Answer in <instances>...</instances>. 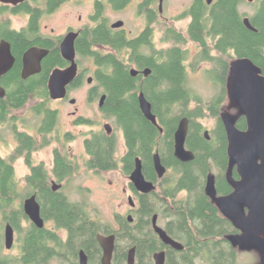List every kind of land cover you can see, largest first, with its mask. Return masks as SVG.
Instances as JSON below:
<instances>
[{
    "label": "trees",
    "instance_id": "1",
    "mask_svg": "<svg viewBox=\"0 0 264 264\" xmlns=\"http://www.w3.org/2000/svg\"><path fill=\"white\" fill-rule=\"evenodd\" d=\"M245 2L246 0H215L210 11L198 2L187 12L192 22L185 34H177L174 28L167 29L166 41H174V46L161 50V68L149 61L141 64L154 69V77L148 79V88L144 87V96L152 105V113L159 118L163 130L161 133L141 112L139 97L130 76V65L125 59L129 45L124 33H112L102 28L86 35L87 38H93L94 45H107L108 54L94 45H78L80 64L93 58L98 87L106 95L107 111L116 125L125 132L129 148L123 158L125 172L133 171L136 159L140 158L144 175L155 181V154L160 155L162 164L167 168L166 175L161 179V187L141 198L142 207L137 223L133 226L126 223L123 229L124 233H132L134 244L138 246L136 264H153V253L161 249L160 240L151 226V219L152 214L160 212L162 208L165 211L163 215L167 218L168 234L184 246L183 250L168 248L167 264H239L240 249L232 242V237L239 230L235 222L225 218L220 212L208 194L207 187L209 179L213 178L217 196H228L235 192L234 183L241 180L237 168L230 165L229 139L222 121L232 64L238 59L247 58L264 75V0H259L255 13L250 18L257 32L249 31L244 25L245 15L240 13L239 8ZM161 24L162 28L167 26L166 23ZM184 37L199 47L197 63H211L212 69L207 72L217 80L213 81L217 86V94L206 105L187 84V54L178 47ZM142 39L147 40L145 37ZM65 65L66 62L59 54L52 52L44 65L45 71L40 76L23 80L19 69L11 72L5 80L9 89L8 97L0 99V120L8 118V108L24 106L35 95L48 98V71ZM82 78L83 76L76 78L72 87H80ZM160 83V88L156 89ZM184 117L189 119L186 148L195 156L189 163H182L174 156V134L179 121ZM204 119L211 122L209 130L203 124ZM235 125L241 131L249 129L245 114L237 117ZM205 132L209 133V139ZM87 147L93 154L91 166L115 168V138L97 135L95 140L88 142ZM37 179L42 180L43 177L38 174L33 180ZM29 183H32L31 179ZM31 194L29 190L19 189L13 161L0 157V253L5 227L9 224L15 232L20 233L27 262H31L34 257L37 259L36 254L42 247L40 244L37 246L36 241L44 233L29 225L25 230L22 229V224L29 219L20 202ZM42 194L48 196L46 191H42ZM53 198L50 199L52 203H49V208L46 206V211L62 226L65 222L63 216L66 205L62 197ZM125 239L123 237V241ZM0 264L12 263L0 255Z\"/></svg>",
    "mask_w": 264,
    "mask_h": 264
},
{
    "label": "flooded vegetation",
    "instance_id": "2",
    "mask_svg": "<svg viewBox=\"0 0 264 264\" xmlns=\"http://www.w3.org/2000/svg\"><path fill=\"white\" fill-rule=\"evenodd\" d=\"M167 1H163V13H161L160 0H0V46H10L15 58L12 69L2 76L1 86L6 94L0 99L8 97L9 89L5 80L11 72L19 69L23 79L24 56L32 49L47 50L48 55L42 61L41 72L26 80L44 73V65L48 62L52 52L53 54L57 52L66 62V65L49 70L48 83L54 70L67 69L71 63L64 59L61 45L70 33H76L75 50L78 64L76 78L83 76L80 87L83 88L86 83L90 85L86 92L87 106L98 107V118L96 119L86 118L81 113L77 100L73 99L71 94L72 90L80 88L72 87L75 79L68 86L67 96L64 99L52 100L47 85L48 98L44 99L35 95L24 106L8 108V118L0 120V157L13 161L15 177L16 168L24 172L21 180L16 178L18 187L20 190L32 192L26 199L35 198L43 220V226L38 227L25 214L29 220L22 224V229L25 230V227L29 225L44 231L42 238L36 241V245L40 244L42 248L47 246L46 249H43L45 254L40 248L41 251L36 254L37 259L34 257L31 262H27L25 261L20 233L15 232L14 246L11 250L6 249L7 252L5 253L7 255L10 252H15L14 260L17 264H81L82 253L87 257V264H103L104 250L100 237H114L115 250L112 264H129V253L133 249H135L136 258L138 246L134 244L132 233H124L123 229L126 223L132 226L137 223L142 207L141 198L149 194L139 192L132 183L130 176L135 168L129 173L125 172L123 158L129 151L125 132L116 125L114 118L107 111L105 101L103 105L100 104L102 97L106 95L103 89L98 87L96 69L92 71V76H88L92 69H85L80 64L77 48L81 43L93 46L95 41L93 38H87L86 35L98 29L104 28L112 33H124L129 45L125 59L130 65L133 87L138 97L141 94L144 95V87L147 86L148 88L150 83L148 79L154 77V69L141 66V64L149 61L161 68V50L170 49L174 46V41H166L167 29L174 28L177 34L183 33L174 27L171 17H166L168 9H170ZM198 2H201L209 11L214 4L213 2V4L208 5L206 0H193L188 10ZM70 9H78L80 12L75 16L70 12ZM188 10L185 11V16H187ZM126 12L133 14L131 18L128 17L130 23L125 21L126 19L122 20L124 18H118L119 14ZM184 18L181 20H185ZM189 19L186 30L192 22V18L189 17ZM118 22H123V27L115 28L114 25ZM161 23H166L167 26L164 27L166 29H162ZM144 37L147 40L142 39ZM21 38L24 41H21ZM161 44L163 48H161ZM193 46L196 47L198 58L200 49L195 42L184 37L183 41L178 43L180 50L185 52L187 56ZM94 47L101 48L105 54L109 53L107 45L96 44ZM88 60L94 65L93 58H88ZM188 63L186 60L185 70L189 74ZM131 70H136L138 74L133 76ZM146 71H149V74H145ZM89 79H92L91 83H89ZM187 84L189 86V83ZM160 86L161 83L157 85L156 89H159ZM73 100L75 103H72ZM53 103L73 107V111L68 114L70 124H61L62 109L58 106L55 108ZM156 119L159 126L146 120L161 133V123L159 118L156 117ZM85 128H88V131L82 130ZM97 135L116 139L115 168L101 169L91 166L93 154L87 146L88 142L95 140ZM119 136H122L124 141L123 153H119L118 150L117 138ZM38 174L43 179L33 180ZM155 174L157 176L155 181L144 176L146 181L153 183L156 187L155 190H157L161 187V178H159L156 170ZM116 176L126 181L120 186L119 192L122 199H128V203H116L117 194L112 195L109 190L116 184L110 179ZM87 178L89 179L86 183ZM30 179L32 183H29ZM210 179L214 182L213 178ZM108 186L110 187L108 188ZM100 189L108 193L111 201L112 213L109 219L102 215L100 203H94L91 200V197H94L96 191ZM42 191H46L48 196L42 194ZM53 195L62 197L66 205L63 216L65 222L62 226H59L57 219L49 216L46 211L47 207L49 208V203H52L50 199H54ZM183 196L184 194L181 195V197ZM25 200L20 203H25ZM161 211L152 214L151 226L153 228V217L156 215L158 226L166 230L167 218L163 215L164 208ZM162 220L165 221L164 226L161 225ZM154 233L160 240L161 249L153 253V264H155L154 256L162 252L166 255L165 264H167L168 248H174L166 245L155 230ZM241 234L243 233L239 230L237 235L241 236ZM123 237H126L125 241H123Z\"/></svg>",
    "mask_w": 264,
    "mask_h": 264
},
{
    "label": "water",
    "instance_id": "3",
    "mask_svg": "<svg viewBox=\"0 0 264 264\" xmlns=\"http://www.w3.org/2000/svg\"><path fill=\"white\" fill-rule=\"evenodd\" d=\"M161 1V13H163V1ZM208 5L213 4L214 0H206ZM248 3H254L256 0H246ZM244 25L249 31L257 32L252 26L250 18L245 17ZM123 22L114 25L115 28L123 27ZM76 33H70L61 45V52L66 61L71 63L67 69H56L53 71L49 83V94L52 100L64 99L67 96V88L71 85L78 75V64L76 62L75 40ZM48 55L47 50L32 49L24 56L23 80L32 75L39 74L42 69V61ZM15 58L11 52L10 46H0V98L5 97V90L1 86L2 76L7 74L13 67ZM232 66L236 68L238 81L236 82L232 99L237 102L243 110L248 122L247 131L239 130L235 121L231 117L223 116L228 139V155L231 167H236L241 180L234 184L235 192L228 196L218 197L210 179L208 182V194L214 200L216 205L225 218L235 222L236 227L243 234L232 237L233 244L240 250H254L261 255V263L264 264V75L254 63L242 58L236 60ZM231 66V67H232ZM131 74L136 76L138 72L131 70ZM145 74H149L146 71ZM92 79H89V83ZM106 96H103L100 104L103 105ZM75 103V100L72 101ZM139 105L144 117L159 126L156 116L152 113V105L141 94L139 96ZM163 132L162 129H160ZM189 133V119H181L174 137V156L182 163H189L195 159L194 153L186 148L187 137ZM209 139V133L205 132ZM154 166L159 178H163L167 169L162 164L159 154L154 156ZM136 189L143 194H150L155 191L153 183L146 181L143 174V165L141 160H136V167L130 176ZM25 214L38 227L43 226V220L40 214V207L35 198H28L23 203ZM132 221V218H130ZM158 217H153V228L161 240L174 248L183 250L184 247L179 242L173 240L165 229L158 226ZM238 221V222H237ZM101 245L104 250L103 264H112V257L115 250L114 237H100ZM15 242V230L11 225H6L4 231L5 249L11 250ZM135 249L129 253V264H135ZM155 264H165L166 255L164 252L154 256ZM81 264H87V257L81 254Z\"/></svg>",
    "mask_w": 264,
    "mask_h": 264
},
{
    "label": "rangeland",
    "instance_id": "4",
    "mask_svg": "<svg viewBox=\"0 0 264 264\" xmlns=\"http://www.w3.org/2000/svg\"><path fill=\"white\" fill-rule=\"evenodd\" d=\"M192 1L193 0H168L167 1V4L170 5V9H168V14L166 15V17H171V19H173V22H174L173 23L174 27L179 29V31L183 33L186 32L188 22L190 21L189 17L185 16L186 15L185 11L188 10L190 5L192 4ZM258 2L259 0H256L254 4H250L246 1L244 4L240 6L239 10L241 14L245 15L244 18L245 17L251 18L252 15H254L256 4ZM70 12L73 15L77 16L80 10L70 9ZM132 15L133 14L131 12H126V13L119 14L118 18H124L122 20L126 19L125 21H128V17L131 18ZM181 18H184L185 20L182 21ZM128 23H130V21H128ZM162 29L164 30L166 28L163 27ZM161 48H163L162 44H161ZM198 59L199 58H197L196 47L193 46L190 48V53L187 56V61L189 62L188 63L189 64L188 83H189V87H191V89H193V91L201 97V99L206 105L217 94V90H216L217 86L214 84V82H216L217 80L215 81L213 75L206 71L208 69L209 70L212 69L211 63L207 62L204 64H199L197 63ZM82 65H83V68L85 69H92L90 71V75H88V76H92V71L95 69L92 62L86 59ZM237 81H238V75L236 72V68L232 66L231 71H230L229 80H228L227 96H226L224 107H223L224 109L223 116L231 117L234 121L237 119L238 116L243 114L242 113L243 110L240 107V105L237 102H235L231 97L233 93V88ZM89 87L90 85L86 83L83 86V88L80 87V88L72 90L71 94H72V98L77 100L78 107L80 108L81 113H83L86 118L96 119L98 118V107L97 106L88 107L86 104V92ZM30 103H33V102H30ZM53 106L55 108H57L58 106L62 109V114L60 118L61 124H70V117L68 116V114L70 111H73V107L71 105L63 106L61 103H53ZM192 107L194 108L195 105H192ZM203 124L204 126L208 128L207 130H209V126L211 127V122L208 119H204ZM82 130L88 131V128H85ZM117 140H118L117 145H118L119 153H123L124 152V141H123L122 136H119ZM23 175H24V172H22L19 168H16V178H18V180L19 179L21 180ZM88 179L89 178L85 180L86 183L88 182ZM110 180L116 183L113 187L109 189L112 195L117 194L118 197H117L116 203H128V199H122L120 197L121 193L119 192L120 186L123 183H126V181L122 180L118 176L113 177ZM109 187L110 186H108V188ZM115 190H116V193H115ZM91 200L94 203H100V210L102 212V215H104L105 218L109 219L112 213V205L110 204L111 201H110L108 193H106L103 189L97 190L95 196L91 197ZM214 202L216 203L217 200L214 199ZM164 223L165 221L162 220L161 225L164 226ZM5 252L7 251L3 243V247H2L0 255L3 258H6L7 260H9L12 264H17L16 261L14 260L15 252L14 253L10 252L7 255ZM238 262L239 264H260L261 255L258 251H254V250H251V251L240 250L238 251Z\"/></svg>",
    "mask_w": 264,
    "mask_h": 264
}]
</instances>
